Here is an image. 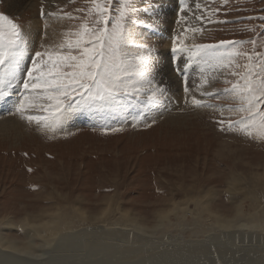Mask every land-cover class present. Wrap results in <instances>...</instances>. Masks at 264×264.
Returning <instances> with one entry per match:
<instances>
[{
    "label": "rangeland",
    "instance_id": "obj_1",
    "mask_svg": "<svg viewBox=\"0 0 264 264\" xmlns=\"http://www.w3.org/2000/svg\"><path fill=\"white\" fill-rule=\"evenodd\" d=\"M178 1L134 0L137 8L134 18L139 21L136 26L139 42L157 49L154 65L160 72L164 68L169 71L164 62L170 59L172 73L183 86L182 76L175 68H183L187 58L176 60L171 53V44L165 48L162 43L171 41L172 36L183 31V24L177 23ZM194 2L189 0V6L194 7ZM200 2L203 5L205 0ZM207 4L218 8L219 12L213 17L214 22L203 23L204 35H197L196 43L240 39H257L260 43L264 21L259 18L264 16V0H207ZM77 7H87L85 0H57L51 7L45 0H0V12L25 30L38 21L41 34L47 13L73 12L77 15ZM41 8L46 14L44 19L40 16ZM185 15L191 17L188 13ZM171 16L172 23L169 22ZM191 22H188L189 26H201L194 17ZM75 23L65 20L62 24L58 22L56 27L51 22L48 32L54 36L63 30L62 25L68 27ZM195 68L198 70V65ZM194 73L190 75V69L187 70L189 79L196 82L198 74L195 79ZM155 76L160 81V73L155 72ZM167 86L179 88L174 83ZM214 87L224 85L217 82ZM179 89L181 96L173 92L175 97L169 102L170 108L163 110L166 114L160 115L159 107L153 108L154 114L151 113L148 120L151 122L154 116L156 123L150 128L143 124L133 128L131 118L123 126V132H117L120 135L111 138L98 136V129L102 130L104 125L120 126L122 118L131 111H125L123 116L120 115L121 107L97 114L77 112L67 121L65 130L56 133L39 130L34 124L27 126V132L23 126L8 130L10 133L5 128L0 130V218L14 219L11 220L12 232H8L11 238L27 239L20 220L27 215L37 216L52 205L56 208L55 203H59L61 209L68 207L76 213L80 208L95 217L103 212L105 198H112L114 206L121 207L151 229L156 216L163 209L171 208L172 202L183 204L195 193L207 198L209 191L215 195L213 208L223 217L221 221L252 225L245 218H235V213L237 206L251 210L249 202L239 203L238 200L257 194L256 200L262 204L257 210L263 213L260 218L264 220V141L220 131L215 122L217 114L193 108L190 99L185 104L183 87ZM0 107L4 109L2 103ZM7 111L9 109H4ZM83 127L97 129L94 131L97 134L82 132ZM114 193L117 196L113 197ZM188 193L190 197H187ZM193 206L191 202L190 208ZM118 217L117 212L112 216ZM179 233L177 230L167 236ZM213 233L221 234L219 230ZM167 236L159 237L160 242ZM217 238L213 236V241H218ZM121 244L128 245L126 240ZM141 255L144 256V252Z\"/></svg>",
    "mask_w": 264,
    "mask_h": 264
},
{
    "label": "snow or ice",
    "instance_id": "obj_2",
    "mask_svg": "<svg viewBox=\"0 0 264 264\" xmlns=\"http://www.w3.org/2000/svg\"><path fill=\"white\" fill-rule=\"evenodd\" d=\"M85 2L87 7L75 9L77 15L47 13L57 22H76L62 25L54 36L46 19L43 33L33 35L0 12V102H8L15 90L9 115L52 133L64 131L77 112L96 114L115 107L136 110L133 128L141 124L150 128L156 123L154 116L148 120L153 108L170 97L155 76L157 49L139 42L134 0ZM218 12L207 0L203 5L195 0L194 7L189 0H179L177 23L184 27L171 37V53L176 60L187 58L183 68H175L182 76L185 104L190 99L193 108L217 114L215 122L222 132L264 141V35L260 43L257 39L196 43L197 35H204L203 23L214 22ZM185 13L201 26H189ZM45 15L41 8V18ZM259 19L264 21V16ZM192 64L198 65L194 88L187 74ZM217 82L224 87H214ZM128 123L125 116L120 126L104 125L102 130L121 132Z\"/></svg>",
    "mask_w": 264,
    "mask_h": 264
},
{
    "label": "bare ground",
    "instance_id": "obj_3",
    "mask_svg": "<svg viewBox=\"0 0 264 264\" xmlns=\"http://www.w3.org/2000/svg\"><path fill=\"white\" fill-rule=\"evenodd\" d=\"M45 1L49 7L57 3V0ZM46 20L49 24L53 22L54 26H58L54 18L47 17ZM191 21L193 16H188V22ZM169 22H174L172 16ZM40 27L37 21L26 30L35 35L40 31ZM149 36L152 38V35ZM162 43L166 48L171 41ZM183 62L187 63L185 60ZM164 63L169 71H165L163 67L160 72L155 65V72L160 73V82L167 87L170 100L160 104V115L166 114L163 110L170 108L169 102H173L174 93L181 96L179 88L183 87L172 73L170 59H165ZM193 66L192 64L188 69L190 75L195 72V76L198 70L195 68L196 65L194 68ZM169 83H174L179 88L167 86ZM189 86L194 88L195 80L193 82L190 78ZM197 97L200 98L199 94ZM14 98L15 90L13 96L8 98V102H0L4 109H9L4 112L0 107V130L5 128L8 131L23 126L27 132L28 124L19 116L9 115L10 101ZM128 110L131 112H127L126 116L131 119L135 115V109L123 108L120 115H125V111ZM21 136L23 134H20ZM189 193L187 197H190ZM195 194L191 200L183 204L175 201L171 203V208L163 209L156 216V223L151 229L132 214L123 211L121 207L114 206L115 204L111 203L112 198L104 199L103 212L95 217L87 215L80 208H77L76 213L75 210L70 211L68 207L61 209L59 203H55L56 208L52 205L37 216L27 215L20 220L22 232L27 239L11 238L8 232H12L11 220L14 219L0 218V264H264V220L260 218L263 213L260 214L257 210L262 207L259 200H256L257 194H249L247 197L251 200L247 197L238 200L239 203L243 200L249 202L252 205L251 210H242L237 206L235 213V218H245L252 222V225L221 221L223 217L213 208L215 195L210 191L207 198ZM115 195L114 193L112 196ZM191 202L194 204L192 209ZM115 212L119 213L116 219L112 218ZM177 230H180L179 234L167 236ZM218 230L221 234L215 235L213 231ZM186 235L189 236L188 239L185 238ZM163 236H167L165 237L167 239L160 242ZM213 236L219 237L218 241H213ZM125 240L127 246L121 244ZM143 252L144 256L141 255Z\"/></svg>",
    "mask_w": 264,
    "mask_h": 264
},
{
    "label": "trees",
    "instance_id": "obj_4",
    "mask_svg": "<svg viewBox=\"0 0 264 264\" xmlns=\"http://www.w3.org/2000/svg\"><path fill=\"white\" fill-rule=\"evenodd\" d=\"M151 129H153V127L151 128ZM82 132L83 131H86V132H89V133H93V134H97L96 132H94L93 130H88V129H85V130H81ZM74 135V134H73ZM98 136H100L99 134H98ZM102 137H108V138H111L112 137V135H110V136H102Z\"/></svg>",
    "mask_w": 264,
    "mask_h": 264
}]
</instances>
